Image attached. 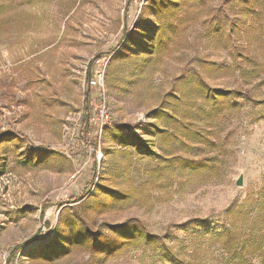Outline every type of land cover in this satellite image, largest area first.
Returning <instances> with one entry per match:
<instances>
[{"label":"rangeland","instance_id":"obj_1","mask_svg":"<svg viewBox=\"0 0 264 264\" xmlns=\"http://www.w3.org/2000/svg\"><path fill=\"white\" fill-rule=\"evenodd\" d=\"M0 171V264H215L264 185V0H0Z\"/></svg>","mask_w":264,"mask_h":264},{"label":"trees","instance_id":"obj_2","mask_svg":"<svg viewBox=\"0 0 264 264\" xmlns=\"http://www.w3.org/2000/svg\"><path fill=\"white\" fill-rule=\"evenodd\" d=\"M94 59V62L98 60ZM92 62V64L94 63ZM92 64L88 70V75L86 77L85 85L87 88L86 99L87 103L90 102V98L93 95L90 88V79L93 73L91 72ZM233 95V98L239 96L238 92L230 91H219V93H210L213 100L223 98L226 95ZM236 100V99H235ZM89 118V115L87 114ZM86 117V119H87ZM1 172V171H0ZM232 208V207H231ZM234 209V208H233ZM239 210V216H232L228 224H221L215 226L208 240L214 239L220 242V250L211 251L210 254L204 251L205 256H211L213 260H216L215 264H254V260L258 259L260 263L264 262V185L257 193V197L253 198L249 196L247 199V205L237 208ZM227 209L226 212H228ZM220 228V230H216ZM120 233H118L114 238H105L96 236L97 246L104 247L108 252H116L122 250L125 246L130 243L131 245L135 242L140 241L141 235L137 232L131 231L129 228H120ZM107 237V236H106ZM206 239V238H205ZM168 260L176 263L173 255ZM186 264H191L187 262Z\"/></svg>","mask_w":264,"mask_h":264},{"label":"built area","instance_id":"obj_3","mask_svg":"<svg viewBox=\"0 0 264 264\" xmlns=\"http://www.w3.org/2000/svg\"><path fill=\"white\" fill-rule=\"evenodd\" d=\"M106 64L98 68L92 78L90 79V88L94 89L98 98L104 101V80H105ZM105 106L102 105L100 109L101 120L103 121Z\"/></svg>","mask_w":264,"mask_h":264},{"label":"water","instance_id":"obj_4","mask_svg":"<svg viewBox=\"0 0 264 264\" xmlns=\"http://www.w3.org/2000/svg\"><path fill=\"white\" fill-rule=\"evenodd\" d=\"M235 184L238 185V186H241L242 185V176L240 175L238 177V179L235 181Z\"/></svg>","mask_w":264,"mask_h":264}]
</instances>
